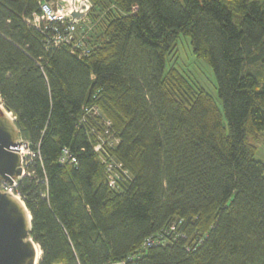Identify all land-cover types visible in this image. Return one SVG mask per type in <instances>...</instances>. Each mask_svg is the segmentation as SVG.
<instances>
[{
	"label": "trees",
	"instance_id": "obj_1",
	"mask_svg": "<svg viewBox=\"0 0 264 264\" xmlns=\"http://www.w3.org/2000/svg\"><path fill=\"white\" fill-rule=\"evenodd\" d=\"M41 1L0 0V99L40 152L18 186L39 264L119 262L171 228L127 264H264L251 140L264 132V0H91L83 56L28 20ZM182 35L213 67L228 127L210 92L167 69ZM91 106L119 137L112 154L130 174L119 189Z\"/></svg>",
	"mask_w": 264,
	"mask_h": 264
},
{
	"label": "built area",
	"instance_id": "obj_2",
	"mask_svg": "<svg viewBox=\"0 0 264 264\" xmlns=\"http://www.w3.org/2000/svg\"><path fill=\"white\" fill-rule=\"evenodd\" d=\"M91 8V0H42L40 2V12L34 13L28 20L47 35L46 40L48 44L69 46L73 53L80 51V56H83L90 52V49H88L85 41L87 35L82 34L80 28L86 22ZM75 12L80 13V16L74 17L73 14ZM86 113L87 116L94 115L95 119L98 120L99 131L97 133L95 151L106 166L111 187L119 189L121 188V183L130 177L129 171L120 162H117L112 154L119 143V137L113 129L112 122L103 116L99 107H88ZM21 140L22 142H20ZM18 141L20 142V146L17 151L21 156L23 173L19 176L17 182L13 184L0 180V190L13 194L25 204L22 194L18 191L19 182L28 174L27 168L40 152L33 150L30 142L22 136H19ZM25 141L27 146H25ZM61 161L63 163L75 162L76 158L70 154L68 149H65ZM171 231L172 228L170 231L150 236L144 241L138 253L128 256V259L110 264H127L128 261L141 255L149 247L164 244L166 239L165 234L169 235ZM180 236L186 237L184 233H181Z\"/></svg>",
	"mask_w": 264,
	"mask_h": 264
},
{
	"label": "water",
	"instance_id": "obj_3",
	"mask_svg": "<svg viewBox=\"0 0 264 264\" xmlns=\"http://www.w3.org/2000/svg\"><path fill=\"white\" fill-rule=\"evenodd\" d=\"M10 113L0 104V180L13 184L23 173L17 151L22 140L18 141L20 130ZM31 231L32 215L26 204L0 190V264H39Z\"/></svg>",
	"mask_w": 264,
	"mask_h": 264
},
{
	"label": "rangeland",
	"instance_id": "obj_4",
	"mask_svg": "<svg viewBox=\"0 0 264 264\" xmlns=\"http://www.w3.org/2000/svg\"><path fill=\"white\" fill-rule=\"evenodd\" d=\"M94 10L91 8L87 15V23L93 21L91 26L87 28V34L92 31L93 25H96ZM90 31V32H89ZM171 66L178 68L195 86L203 87L210 92L216 99L219 107L224 114V123L228 127V120L224 112L223 103L218 94V80L213 67L199 58L191 44V38L187 35H182L176 42L172 52L169 55L167 62V69ZM253 69L259 71V66L256 64ZM0 99V104H2ZM101 111V110H100ZM12 117V116H11ZM20 137L23 133L20 132ZM256 146V158L264 162V132L258 134L255 138L251 139Z\"/></svg>",
	"mask_w": 264,
	"mask_h": 264
},
{
	"label": "bare ground",
	"instance_id": "obj_5",
	"mask_svg": "<svg viewBox=\"0 0 264 264\" xmlns=\"http://www.w3.org/2000/svg\"><path fill=\"white\" fill-rule=\"evenodd\" d=\"M11 114V115H10ZM9 115L12 116V119L16 120V117L14 114L10 113ZM37 257L38 259H40L41 255H42V250L40 248V246L37 244Z\"/></svg>",
	"mask_w": 264,
	"mask_h": 264
}]
</instances>
